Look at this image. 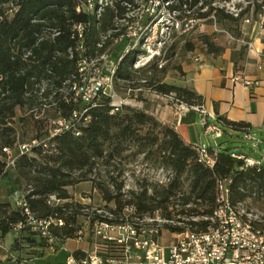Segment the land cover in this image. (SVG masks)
<instances>
[{"label":"trees","instance_id":"1","mask_svg":"<svg viewBox=\"0 0 264 264\" xmlns=\"http://www.w3.org/2000/svg\"><path fill=\"white\" fill-rule=\"evenodd\" d=\"M87 1L0 0V182L6 196L13 198L0 201V254L1 243L13 232L16 236L11 249L18 250L24 243L35 257L49 250L48 239L30 228L24 209L15 204L19 198L36 218L51 220L54 252L66 240L76 239L83 226L81 215L89 227L95 221L122 223L139 217L162 220L161 224L152 222L159 235L162 229L170 233L186 228L204 231L216 207L220 184L225 185L230 203L247 201L264 214V164L245 165L249 156L237 146L206 147L214 161L209 167L200 159L196 145L185 142L174 125L162 122L146 108L124 104L114 110L105 94L99 93L88 103L75 95L74 87L94 69L87 67L80 72L79 58L90 61L107 55L114 61L121 57L114 65V86L123 83L131 90L145 88L160 96H172L189 107L204 104L203 96L193 88L157 77L164 70L162 56L134 67L137 51L125 52L126 41L113 43L124 32L119 20L126 9L121 1L133 0H111L99 17L83 8ZM165 1L179 18L206 19L212 24L208 17L213 15L218 29L236 31L234 38L241 36L239 23L250 7L253 15L264 13V0H252L246 7L237 4V15L216 5L229 0ZM78 25L84 26L80 36ZM203 40L208 52L221 51L206 34ZM186 46L193 48L189 42ZM245 47V42L240 45L234 67ZM96 66L100 67L101 61ZM74 112L79 114L78 134L63 130L33 146L29 153L19 154V143L45 139L52 120ZM214 124L221 129V136H249L247 122L217 115ZM10 156L14 157L13 164L8 163ZM132 162L162 171L166 180L149 181L146 176L136 187L125 188L123 173ZM86 181L103 204L100 213L72 199L70 189ZM50 196L56 201H50ZM256 225L264 228V215ZM73 254L78 257L81 251Z\"/></svg>","mask_w":264,"mask_h":264},{"label":"built area","instance_id":"2","mask_svg":"<svg viewBox=\"0 0 264 264\" xmlns=\"http://www.w3.org/2000/svg\"><path fill=\"white\" fill-rule=\"evenodd\" d=\"M111 4V0H88L83 8L99 17L102 8ZM125 7L124 17L119 22L124 27V32L113 40L114 44L126 41L125 52L136 50L134 67L139 66L140 57L144 58L141 65L149 62L155 57L162 56L165 42L173 35H187L203 25L206 19L194 17L179 18L175 11L168 8V1L160 0L151 11L147 13H134L133 3L121 1ZM224 7L228 12L237 15L240 8L231 1L225 2ZM264 10V6L261 7ZM80 10V7H77ZM212 26L218 30L213 15L208 17ZM245 19V22H248ZM160 28V29H158ZM84 26L78 25L77 31L81 35ZM81 47V45H80ZM248 50L253 49L251 42H246ZM138 58V59H137ZM115 61L107 55L98 59L87 61L84 57L79 58V71L87 70V67L94 69L88 75H83L81 83L74 87L75 95L79 96L85 103L91 102L99 93L109 97L114 110L121 105L127 104L124 100L118 99L113 85ZM101 61V66L96 63ZM105 69L107 74H103ZM231 80L234 83L240 82L245 86H252V82L239 75H233ZM201 114L200 123L205 126L206 131L212 135L221 134V129L215 124H208L207 112L204 106L193 107ZM86 112L84 109L80 114ZM74 112L70 117H57L51 121L49 134L45 139H33L29 142L18 144L19 154L29 153L33 146L44 143L49 138L63 130H73L78 134L76 122L78 116ZM86 121L87 118H84ZM200 159L209 167L213 165V158L208 154L206 148L196 145ZM6 150V149H5ZM10 153L9 151H7ZM238 158L243 155L233 154ZM14 157H9V164H13ZM251 158H245V165L258 164ZM163 178L162 181H165ZM225 185H219L217 204L208 218L209 225L204 231H194L186 228L179 233H171L173 240L168 244L160 242L157 225L152 222L160 219H147L132 217L122 223L109 221H95L91 227L83 225L77 231L76 240L85 239L88 248L81 251L76 257L69 253L66 264H264V228L256 223L262 222V212L253 208L247 201L230 203L226 197ZM50 201H56L50 196ZM18 207H22L27 216V224L42 237L48 239L49 250L55 251L52 244L53 238L50 232L51 220L36 218L31 213L23 198L15 200ZM131 210V209H129ZM100 213L101 210L97 209ZM147 223V224H144ZM59 224H62L60 221ZM21 225L18 224L17 228Z\"/></svg>","mask_w":264,"mask_h":264},{"label":"crops","instance_id":"3","mask_svg":"<svg viewBox=\"0 0 264 264\" xmlns=\"http://www.w3.org/2000/svg\"><path fill=\"white\" fill-rule=\"evenodd\" d=\"M245 19L249 21L245 22ZM243 21L239 38H234L223 30H215L212 24H209L206 29L201 27L203 25L200 26L202 29L198 27L200 29L198 32L215 34L216 40L218 42L223 40V42L218 43L221 44V51L216 53L208 52L204 48V53L195 58L199 62L187 67V80H189L188 87L193 88L203 96V106L207 112L206 120L208 124H214L217 115L231 121L247 122L250 124L249 136L243 137L246 139L255 138V144L260 150L261 145L264 144V13L256 15L251 13L250 16H245ZM218 35H222L223 39ZM232 41L235 42V48H229L226 45V43ZM244 42L245 45L246 42H251L253 49L248 50L245 47L237 59L236 67H234L240 45ZM233 75H239L250 80L252 86H245L240 82L234 83L231 80ZM160 111V114L155 112V116L162 122L174 125L185 142L192 145H201L204 148L209 147L199 138L194 140L190 131V127L195 125L196 117L199 118V121L201 119V114L198 111L189 113L188 109H183V111L174 110L171 105H165ZM203 128L204 133H210L206 131L205 126ZM218 136L212 135L214 138ZM214 144L218 145L216 142ZM245 154L252 160L264 164V155L258 158L248 153ZM71 189H74L73 193L70 191L72 199L80 203L88 204L84 201L85 198L80 197V195H78L79 198L76 197V191L78 193L86 191L95 194L91 183L87 181L80 182ZM13 235L16 236V233L13 232ZM70 240H75V243L68 248L69 253L86 250L89 246L87 241L80 242L76 239H68L62 247L66 246ZM2 259V254H0V261ZM24 261L19 260L20 263H24Z\"/></svg>","mask_w":264,"mask_h":264},{"label":"rangeland","instance_id":"4","mask_svg":"<svg viewBox=\"0 0 264 264\" xmlns=\"http://www.w3.org/2000/svg\"><path fill=\"white\" fill-rule=\"evenodd\" d=\"M134 5V13H147V10L151 11V9L160 2V0H133ZM232 2V4H240L242 7H246L248 3L252 0H229ZM216 5H225V2L216 3ZM252 8L250 7V10L248 12V16L251 15ZM244 23L243 20L240 21L239 27L241 28V25ZM209 26L208 23H203V26H201L203 29H206ZM200 27V29H202ZM160 29V28H158ZM199 28L195 29L194 32L188 33L187 35H183V37L180 36H172L171 39L165 42L163 51H162V58H163V66L164 69L162 72L157 73V77L160 78L163 82L175 84L179 86H186L189 85V80H187V67L189 65L199 62L196 61L195 58H198L200 54L204 53V40L203 35L204 33L198 32L200 31ZM209 29V28H208ZM232 36L236 35V31H227ZM198 35H197V34ZM209 38V41L214 43L215 46L221 47V44H218L219 42H223V40H220L219 42L216 40V35L208 33L206 34ZM223 39L222 35H218ZM220 38V39H221ZM192 43L193 48L190 50L186 43ZM226 45L229 46V48H235V42L232 41L230 43H226ZM124 46V43L120 45L121 48H119L120 51H122V48ZM234 46V47H233ZM140 57L139 66L140 63H143L145 60ZM137 58V59H138ZM112 59V58H111ZM191 88V87H190ZM115 93L118 97V99L124 100L127 104L126 106L133 107V108H146L149 112H152L154 115L155 112L157 114H160L161 108H163L165 105H171L174 110L183 111V109H188L189 113L194 112L196 110L193 109V107H189L183 103H179L176 100L173 99L172 96L165 97L160 96L148 89L143 88L142 90L129 89L125 84L118 83L114 86ZM140 97V98H137ZM164 97V99H163ZM125 106V105H124ZM15 126L17 128V132L20 138H22V130L20 129V124L15 123ZM204 128L200 124L199 118L196 117L195 125H192L190 127V131L193 135L194 140L196 138L201 139V141L204 142V144H208L211 148H216L217 146L214 144V142L220 144L221 146L226 145H234L237 146V150L241 151L242 153H248L255 157L260 158L261 155H264V144L261 145L260 150L255 144V138L254 139H246L242 135L232 134V135H224V136H218L216 138L212 137L211 133H204ZM216 146V147H215ZM123 177L125 179V188L129 187H136L139 183L142 182V179L148 176V180H156L160 181L164 178V174L162 171H154L151 168H147L144 164L139 162H132L128 164L124 170ZM70 191L73 193L74 189H70ZM77 198L80 197L85 198L84 201H86L93 209H99L103 206L101 201L99 200V197L97 194H93L86 191H81L78 193L76 191ZM89 198V200H88ZM10 199L13 201V198H8L6 196L5 190L2 186V182H0V201ZM106 209H104V212ZM85 217L80 216L79 222L80 224L85 225ZM156 222V220H155ZM156 223H162V220H159V222ZM13 233H10L7 235L5 240L1 243L2 245V257L3 259L0 261V264H66V258L69 255L70 250L68 249L72 244L75 243V240H70L67 242V245L64 247L59 248L56 252H53L51 250L46 251L42 256L35 257V254L33 253V250L29 246H25L24 243L21 244V247L18 250H13L10 247L11 242L13 241ZM160 242L163 244H168L173 240V235L168 232L167 230L162 229L160 232ZM80 242H86L85 239L79 240ZM22 257V258H21ZM19 260H25L24 263H20Z\"/></svg>","mask_w":264,"mask_h":264},{"label":"water","instance_id":"5","mask_svg":"<svg viewBox=\"0 0 264 264\" xmlns=\"http://www.w3.org/2000/svg\"><path fill=\"white\" fill-rule=\"evenodd\" d=\"M235 152H236V153H238V151H237V150H236Z\"/></svg>","mask_w":264,"mask_h":264}]
</instances>
